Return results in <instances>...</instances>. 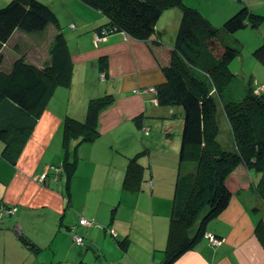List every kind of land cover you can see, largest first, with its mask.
Wrapping results in <instances>:
<instances>
[{
	"label": "crops",
	"instance_id": "0c3cea01",
	"mask_svg": "<svg viewBox=\"0 0 264 264\" xmlns=\"http://www.w3.org/2000/svg\"><path fill=\"white\" fill-rule=\"evenodd\" d=\"M44 1L55 10L58 23L67 25L62 30L70 51L71 80L54 86L44 98L19 147L10 148L7 136L0 137V264H92L96 256L101 264H161L178 155L168 124L154 121L164 107L151 102L154 92L146 88L163 80L159 62L168 60L173 40L163 42L164 30L156 21L147 41L114 32L95 43L92 28L102 22L103 14L79 0H63L68 5L60 7L65 10L61 20L56 6ZM46 29L43 38L15 30L2 47L0 67L9 68L19 52L29 53L30 61L40 66L55 31L52 25ZM101 55L107 57L104 71L97 61ZM105 92L115 99L98 117V134L78 144L70 176L61 177L62 170L51 172L49 166L62 160L63 117L81 119L88 99ZM223 122L220 114L219 135L231 143L230 130L222 136ZM163 130L167 134L161 135ZM136 153L143 165L142 180L138 189H128L122 180L128 157ZM260 178V172L237 166L226 206L205 224V233L221 242L212 245L203 237L173 264H264ZM81 216L93 224L80 225ZM35 217L40 223L32 221ZM31 227L36 230L30 232ZM73 233H82L81 244L73 242Z\"/></svg>",
	"mask_w": 264,
	"mask_h": 264
},
{
	"label": "trees",
	"instance_id": "16d2710c",
	"mask_svg": "<svg viewBox=\"0 0 264 264\" xmlns=\"http://www.w3.org/2000/svg\"><path fill=\"white\" fill-rule=\"evenodd\" d=\"M79 1L104 16L101 23L93 26V35L101 30L103 37L123 32L139 41H147L154 32L162 10L172 4L180 6L179 25L168 49V60L159 62L163 80L153 86L156 104L178 105L182 109L168 240L161 263L173 264L205 237V224L226 206L231 194L232 172L237 166L260 172V184L264 182L263 94L251 86V78L238 97L232 98L228 93L221 98L222 93L217 89L233 79L229 63L239 53V47L227 43L221 31L233 33L247 25L256 26L263 16L253 13L244 4L227 16L219 28L183 0ZM49 25L55 31L48 45V55L40 66L21 52L9 68L0 67V137L7 136L10 148L19 147L22 138L33 128L39 115L38 107L51 89L70 83L72 64L63 28L55 10L46 2L8 0L0 6V58L3 45L16 29L38 33ZM149 48L152 51L151 45ZM253 52L264 57V42ZM97 61L104 71L107 57L101 55ZM214 88L216 93L212 92ZM114 99L111 92L92 96L83 119L64 117L60 167L68 177L76 162L75 154L72 156L68 150L70 140L76 138L78 144L96 136L98 117ZM220 114L230 125L231 143L219 136ZM138 154L128 157L122 180L125 188L140 187L143 165L138 161Z\"/></svg>",
	"mask_w": 264,
	"mask_h": 264
},
{
	"label": "rangeland",
	"instance_id": "374dc122",
	"mask_svg": "<svg viewBox=\"0 0 264 264\" xmlns=\"http://www.w3.org/2000/svg\"><path fill=\"white\" fill-rule=\"evenodd\" d=\"M7 1L8 0H0V6H2ZM41 1L45 2L44 0ZM48 1L56 6L55 9L57 8L59 12V16L62 20L65 14V10L62 12V9L60 7H65L66 5H68V2L64 3L63 0H48ZM183 2L186 5L197 8L200 11V13L207 18L209 22H211L213 25L219 28H221L222 22L227 16L233 14L238 8H240V6H243L244 4L253 13H258L263 16V19L256 26L247 25L245 27L237 29L233 33H225L221 31V36L227 41V43L232 45H237L239 47V53L229 63V68L233 72V79H231L227 85H224L223 87L220 86L217 89H220L222 93L221 98L223 96L228 95V93L232 95V98L238 97L244 92L247 82L249 78H251L252 80L251 86L254 88V90L257 91L256 89L259 86H262L260 93L262 92L264 93V57H259L253 52L256 47H258L260 44L264 42V0H183ZM171 7L172 8H168L165 11H163L157 20V25L164 30L162 37L164 40L163 42L165 43L174 40L173 39L175 37L174 34L177 30L180 20L179 4H174ZM175 17H176V21H175ZM60 25L62 26L63 29L66 28L67 26L62 21ZM50 26L51 25H49L48 27ZM45 29L43 30V32H38L39 35H42V38L43 35L47 33V29L50 28H47L46 30ZM16 35L17 33L14 34L13 37H15ZM20 53L21 52L17 53L14 56V58ZM23 53L26 56V58L30 60L29 59L30 56L28 55L29 53L27 52H23ZM6 55L7 56L10 55L8 51L6 52ZM212 92L216 93L215 88L212 89ZM163 107L164 108H161L158 117L154 118V121L156 124H158L160 120H162L166 124H168V128L170 132L173 133L174 141L176 138L175 148L178 155L179 147H180L182 110L180 106L176 108L175 105L163 106ZM81 119H83V117ZM223 121L224 122L222 123V127H223L222 136L226 135V131H227L226 129L230 130V125L224 115H223ZM156 128L158 129V125H156ZM165 134H167V132L163 130L161 135H165ZM219 136H221V134ZM78 144L76 138H72L68 145V150L70 151V154L72 156H74L75 154L76 159H78L79 157ZM49 169H52L55 173H58L59 171L62 170L63 172L60 174V176L62 177L63 175L64 179L67 177L66 172L63 169H61L60 165H50ZM78 202L79 201L77 200L76 203ZM39 219H40L39 217L38 218L35 217L32 218V221L35 223L36 222L40 223ZM32 221L30 223H32ZM33 226H39V224H35ZM35 230L36 229L33 227L29 229L30 232ZM78 235L83 236L82 233ZM43 250L48 251L47 248H44ZM99 258L101 259V257L98 256L92 258L91 259L92 264H101V262L99 263V261H97ZM102 262H106V261H102Z\"/></svg>",
	"mask_w": 264,
	"mask_h": 264
},
{
	"label": "built area",
	"instance_id": "2783aa9c",
	"mask_svg": "<svg viewBox=\"0 0 264 264\" xmlns=\"http://www.w3.org/2000/svg\"><path fill=\"white\" fill-rule=\"evenodd\" d=\"M103 34H104V31L103 30H101L100 32H96L93 35L94 42H97L98 40H100V38L103 37ZM146 89L147 90H151V91L154 92V87L153 86L147 87ZM261 89H262V86H259L256 89L257 90L256 92H259ZM134 91H138V89H134ZM150 100H151V102L153 104H156L157 103V100L154 97V95H153V97ZM142 132L144 134H147L148 133V129L146 127H142ZM50 170H52V169H50ZM44 176H45V174H42L41 179H44ZM2 209H3V205H0V210H2ZM5 209H6V207H5ZM78 223L80 225H92L93 224V220L92 219H87V218L81 216L78 219ZM204 236L208 240V242L210 244H212V245H217V244H219L221 242V239L220 238L216 237L215 235H213L211 233H205ZM72 239L77 244H81L82 243V240H83L82 236H80L78 234H75V233L72 234Z\"/></svg>",
	"mask_w": 264,
	"mask_h": 264
}]
</instances>
